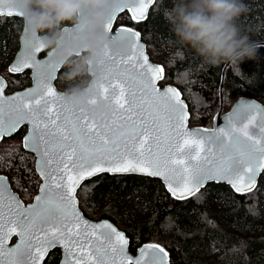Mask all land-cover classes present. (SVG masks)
Returning <instances> with one entry per match:
<instances>
[{
    "label": "snow or ice",
    "instance_id": "6c2138e0",
    "mask_svg": "<svg viewBox=\"0 0 264 264\" xmlns=\"http://www.w3.org/2000/svg\"><path fill=\"white\" fill-rule=\"evenodd\" d=\"M123 2L128 4L130 0ZM151 2L131 0L139 5L132 18L140 19L146 11L145 5ZM6 3L11 4V0H0V5ZM0 14L12 16L14 13ZM114 15L113 12L104 22L106 32ZM83 27L78 25L66 33L58 46L78 42ZM35 41L38 37L32 33L21 64L9 71L35 69L37 87L27 97H21L18 104L13 98L6 111L0 85V139L13 133L24 121L31 124L28 146L43 162L41 174L46 184L40 190L45 195L36 197L38 204L35 206L22 209L17 203L15 208L9 206L6 212L0 178V264H38L43 254L57 244L64 247L62 264H164L167 253L156 245L142 248L138 258L127 257L124 252L127 241L109 224L95 226L110 229L100 233L102 241L99 243L86 231H74L69 227L74 219L78 222L77 228L80 223L85 229L89 226L74 207V193L83 180L104 172L162 176L172 195L184 199L193 195L205 180L224 179L236 192L251 191L255 177L264 171V143L246 130V139L231 129H220L219 134L208 136L204 143L215 146L219 162L204 157L203 163L185 165V160H201V142L185 139L182 145L176 143L177 138L190 135L180 131L184 108L178 93L169 96L173 92L171 88L159 93L154 81L160 78L163 69L151 67L146 58L143 63L139 58L133 62L135 52L108 57L97 68L100 75L95 78L94 86L87 90L88 104L74 109L64 107L51 86L58 66L51 60L36 58V53L43 50ZM116 42L119 41L114 37L113 43ZM153 73L157 75H151ZM96 103L108 108L109 120L88 119L89 106ZM260 129L264 137V123L260 124ZM191 144L197 146L196 155H192ZM174 155L184 158L173 159ZM173 165L185 166L178 169ZM8 199L16 200L14 196ZM38 233L43 234L42 239L37 238ZM13 235L20 238L19 243L8 248L6 241ZM113 235L116 236L115 244ZM83 253H87V259Z\"/></svg>",
    "mask_w": 264,
    "mask_h": 264
},
{
    "label": "trees",
    "instance_id": "16d2710c",
    "mask_svg": "<svg viewBox=\"0 0 264 264\" xmlns=\"http://www.w3.org/2000/svg\"><path fill=\"white\" fill-rule=\"evenodd\" d=\"M242 2L246 11L237 24L252 43L263 42L264 0ZM171 7L172 0H156L146 19L134 21L123 13L116 26L126 25L140 32L150 58L164 67L159 85L168 83L181 91L190 111L189 126L197 122L209 128L219 108L224 65H204L194 51L176 42L164 18V10ZM68 25L71 24L64 26ZM20 29L18 18L0 17V73L7 70L17 49ZM255 48V57L240 63V74L228 66L223 102L225 98L234 102L246 96L264 104V46ZM64 71L61 68L55 81L60 90L66 87L62 81ZM10 75L13 77L7 82L10 90L22 89L30 83L27 72ZM25 130L20 128L16 136L21 137ZM30 157L22 149L19 154L0 158V174L9 177L12 174L9 178L12 190L27 196L34 194L39 184ZM77 198L86 217L121 223L130 238L131 252L152 242L168 250L173 264H264V172L253 192L241 195L225 184L210 183L185 201L171 198L155 178L101 174L82 183ZM59 259L60 251L54 249L44 264H57Z\"/></svg>",
    "mask_w": 264,
    "mask_h": 264
},
{
    "label": "clouds",
    "instance_id": "9594fccd",
    "mask_svg": "<svg viewBox=\"0 0 264 264\" xmlns=\"http://www.w3.org/2000/svg\"><path fill=\"white\" fill-rule=\"evenodd\" d=\"M117 6V0H11L12 11L23 26L38 37L39 47L51 61L65 69L59 101L68 109L88 104L93 87L108 57L123 54L126 42L113 43L104 22ZM246 11L242 0H172L164 18L181 46L190 48L208 66L228 65L240 74L239 65L253 59L256 48L237 24ZM83 25L80 40L58 46L65 39L63 26ZM91 121L110 119L102 103L89 106Z\"/></svg>",
    "mask_w": 264,
    "mask_h": 264
},
{
    "label": "water",
    "instance_id": "95a60500",
    "mask_svg": "<svg viewBox=\"0 0 264 264\" xmlns=\"http://www.w3.org/2000/svg\"><path fill=\"white\" fill-rule=\"evenodd\" d=\"M155 2H156V0H152L151 3L145 5L146 11L144 12V15L140 19H133L132 18L133 12L137 11L139 9V5H135V4L131 3V0L128 4H124L123 0H117V6L111 12V14L114 12L115 15L113 16L112 23L110 25L108 33L111 36L112 42H113V39L115 37L116 40L119 41L116 43H120V42H126L127 43L128 47H127L125 52H129V55H132V52H135V56L132 57L133 62H135V60L137 58H139L141 63H143L144 59L146 58L147 64L150 65L151 67H154V68L158 67V68L163 69L162 73L159 74L160 78H157L154 81V86L158 90L159 93L163 94L164 91L166 89H169V88H171L173 90V92L168 94L169 96H174L176 93H178V99L180 100V102L184 108V119L182 121L183 126L181 127L180 131L181 132H187L190 135L177 138L176 143H179L182 145L184 143L185 139L199 141V142H201V146L203 149L202 151H199V155L201 157L200 161L185 160V165H187L189 163H191V164H196L198 162L203 163L204 157H208L211 160L219 162V154H218L215 146L204 143V141L207 140L209 135L219 134L220 129H224L225 131H228L229 129H231L232 131H235L238 135H240L242 139H246V137L244 136V131L246 130L249 133V135L253 136L254 139H261V142L264 143V137H261V129H260V124L264 123V104L263 103L259 102L258 100H255L251 97L243 96V97H240L237 100H235L227 112L222 113V110H223L222 92H223L225 73H226V70L228 68V65H224L222 68L220 85H219L220 105H219L218 111L213 116L212 127L206 128V127H202V126H192V127L189 126L190 111H189V107H188L187 102L184 100L181 91L176 86L171 85V84H165L163 86L159 85V82H161L164 78V73H165L164 67L161 64L155 62L154 60H152L150 58V56L147 52L146 44L142 40L140 32L131 28V27H128L126 25L116 26L117 18L123 13H127L131 17V19L134 21H142V20L146 19L148 14H149L150 8L154 5ZM10 5L11 4H8V3H6L4 5H0V12H2V13H7L8 11L13 12ZM3 16L15 17L21 21V30H20L19 37H18V48H17L15 54L13 55V58L9 62V65H8V71H9L10 68L21 64V61L24 59V57L26 55V49H27L28 42L32 37V32L23 26V22H22L21 18L19 16H17L15 13L12 16H8L6 14H0V17H3ZM77 26L78 25H76V24L64 26L63 27L64 34L66 35V33L72 32ZM35 42L37 43L38 41H35ZM253 45H254V47L264 46V41L253 43ZM36 58L39 60H42V61L51 60L50 55L48 53H46L45 51H42L40 53H36ZM60 70H61V68L58 66V72L56 74V77L51 81V86L55 90L57 95L59 94L60 90L57 89V87L55 85V81L58 77ZM9 72H10V74H13V75H18V74H22L24 72H28L30 83L28 86L24 87L23 89H18V90H15L13 92L6 93V89L8 87V84H7L6 79H4L0 75V85L3 86L2 98L4 101V107H5L6 111L9 108V106L13 103V98H15V103L18 104L20 102L21 97H27L32 92V90L37 87L35 69H25L22 72H11V71H9ZM99 75H100V73H99ZM151 75L156 76L157 74L153 73ZM49 106L55 108V105L50 104ZM162 115L163 114L161 113V116ZM23 127H25L26 130H25V133L22 137V147L27 153L34 156V158H35L34 169H35V172L38 175L41 182L39 184L38 191H37L36 195L33 197L32 201L25 204L21 200V198L19 197L18 193L14 192L12 190L8 178L5 175L0 174V178H2V187L4 190V197H5L4 205H5V211L6 212H7V209L9 206L15 208L17 203L19 204L20 208H22V209H27L31 206H35L38 204V202L36 201V197L37 196L43 197L45 195V193H42L40 190L41 187L46 184V181L41 174V169L43 168V162L41 160L40 155L36 151H34L31 147L28 146V141L31 139V124L28 123L27 121L22 122L13 133H11L10 135L6 134L2 139H0V142L4 138H9V137L16 135L18 130L20 128H23ZM224 139L227 140L228 137L225 136ZM190 148L192 150V155H196V152L198 150L196 144H191ZM209 148L212 149L211 152L209 151ZM173 152H175V147H173ZM177 158L183 159L184 157L177 156V155L173 156V159H177ZM185 165H173V167H176L178 169H182ZM263 172L264 171L259 172V174L255 177L254 186L251 187V191L236 192L235 189L233 188L232 184L229 183L227 180H224V179L205 180L204 183L196 190V192L193 195L187 196L184 199H177L175 196L172 195V192L169 191L168 182H166L162 176H147L143 173H115V174H112V173H107V172L97 174L96 176L101 175V174L139 175V176L155 178L161 182V184L164 186L166 192L171 196V198H173L174 200H178V201H185V200L192 198L196 193H198L201 189L205 188L210 183L225 184V185L229 186L233 192H235L237 194H241V195L246 194L248 192H253L257 189L260 176L263 174ZM96 176H93V177H96ZM93 177H91V178H93ZM91 178L83 180L81 182V184L76 188L75 193H74V207H75L76 211L78 212L79 216L82 218V221H86L89 226L85 229V225L83 223H80L79 228H77L76 225L78 222L74 219L69 224V227H71L74 231H82V232L86 231V233L90 236V238L93 241H96L97 243H99L102 241V237H100V233L102 231H110V229L105 230V229H101V228L95 227V226H99L101 224H109L111 226V228H114L116 230L117 233L123 235L124 239L127 241L125 248H124V252H125V255L127 257L132 258V259L138 258L139 254H140V250L142 248H146L147 246H151V245H156L159 248H163L164 251L167 253V256L164 258V264H172L170 262V256H169L168 250L166 248H164L162 245H160L158 243L146 242V243L140 245L139 247H137L135 250V254L133 255L129 252V243H130L129 238L114 223H112L110 220L105 219V218L98 220V221H94V220L89 219L88 217H86L83 214L82 210L79 207V202H78V198H77V191H78L79 187L82 185V183L90 180ZM52 189H53V193H54V190H55L54 185H52ZM11 196H14L16 198V200L15 201L9 200L8 197H11ZM93 232H95L96 235H91ZM37 238L42 239L43 234L38 233ZM19 240H20V238L17 235H13L9 240L6 241V247H8V248L14 247L15 245H17L19 243ZM112 242H113V244H115V242H116V236L115 235H113V237H112ZM54 249H58L60 251V259H59L57 264H62V261L65 258L64 257V247L62 244H57V245L49 248L43 254L42 259L38 260V264H44V261L47 258L48 254ZM33 251L35 253V249ZM77 254H79V249H77ZM83 254L85 255V258L87 259L88 258L87 253H83ZM119 259L120 258H118V260Z\"/></svg>",
    "mask_w": 264,
    "mask_h": 264
},
{
    "label": "rangeland",
    "instance_id": "374dc122",
    "mask_svg": "<svg viewBox=\"0 0 264 264\" xmlns=\"http://www.w3.org/2000/svg\"><path fill=\"white\" fill-rule=\"evenodd\" d=\"M21 30V29H20ZM17 48H18V46H17ZM17 50V49H16ZM16 52V51H15ZM15 54V53H14ZM13 58V57H12ZM11 61V60H10ZM157 62V61H156ZM8 65H9V62H8ZM8 65H7V70L5 69L2 73H0V75L4 78V79H6V81L9 83V81L11 80V78H13L11 75H10V72L8 71ZM28 73V72H27ZM29 76V75H28ZM7 83V84H8ZM168 84V83H167ZM28 86V85H27ZM23 89V88H22ZM58 89V88H57ZM15 90H18V89H15ZM15 90H10V89H8V87H7V89H6V93H10V92H13V91H15ZM60 90V89H59ZM60 91H62V90H60ZM223 96V95H222ZM219 100H220V98H219ZM232 103H233V101H229L227 98H225V102H223V106H224V108H223V111H222V113H224V112H227L229 109H230V106L232 105ZM219 105H220V102H219ZM215 115V114H214ZM213 118V117H212ZM192 126H199V124L197 123V122H193V123H190V127H192ZM201 126V125H200ZM209 127H212V122H210V125H208ZM202 127H205V126H202ZM13 137V138H12ZM12 137H9V138H7V141L6 142H3L1 145H0V158L1 159H3V158H8V157H10V155L13 153V154H19L20 153V151H22V149H23V147H22V136L21 137H19L18 135L17 136H12ZM17 140H19V141H17ZM24 150V149H23ZM25 151V150H24ZM26 152V151H25ZM27 153V152H26ZM29 154V153H28ZM31 155V154H30ZM30 160L32 161V164H33V168H34V160H35V158H34V156L33 155H31V157H30ZM10 175V177L6 174L5 176L8 178V180H9V178H11L12 177V174H9ZM14 180H15V182H17L18 181V178L16 177V178H14ZM10 183V182H9ZM39 184H40V180H39ZM39 184H38V187H39ZM38 187H37V190H36V192L33 194V193H30L28 196L27 195H23V194H20V193H18V192H16V193H18L19 194V196L21 197V195H22V197H21V199L25 202V203H27V202H31L32 201V199H33V197L36 195V193H37V191H38ZM30 197V198H29ZM120 224V225H119ZM117 226H118V228H121V229H123L122 227V225H121V223H119Z\"/></svg>",
    "mask_w": 264,
    "mask_h": 264
},
{
    "label": "flooded vegetation",
    "instance_id": "af4514ba",
    "mask_svg": "<svg viewBox=\"0 0 264 264\" xmlns=\"http://www.w3.org/2000/svg\"><path fill=\"white\" fill-rule=\"evenodd\" d=\"M208 128V127H207ZM24 135V134H23ZM23 135H22V137H23ZM16 135H14V137H15ZM7 141V138H4L1 142H0V145L3 143V142H6ZM40 180V179H39ZM41 182V181H40ZM27 203H29V202H27ZM27 203H25V204H27ZM90 219V218H89ZM101 219H104V218H100V219H98V220H101ZM106 219V218H105ZM92 220V219H91ZM98 220H94V221H98ZM109 220V219H108ZM112 222V221H111ZM113 223V222H112ZM117 226V225H116ZM118 227V226H117ZM120 230H122L125 234H126V232L123 230V229H121V228H119ZM126 236H127V234H126ZM128 237V236H127ZM129 238V237H128ZM129 240H130V238H129ZM149 243H152V242H149ZM136 250V249H135ZM135 250H134V252H131L130 251V243H129V252L131 253V254H135ZM171 259V258H170ZM171 262V261H170ZM173 264V263H172Z\"/></svg>",
    "mask_w": 264,
    "mask_h": 264
},
{
    "label": "bare ground",
    "instance_id": "6f19581e",
    "mask_svg": "<svg viewBox=\"0 0 264 264\" xmlns=\"http://www.w3.org/2000/svg\"><path fill=\"white\" fill-rule=\"evenodd\" d=\"M123 16V15H122ZM127 20V19H126ZM121 21V20H120ZM118 22V21H117ZM126 22V21H125ZM59 75V74H58ZM58 88V87H57ZM13 138V137H12ZM17 141H19V140H17ZM203 190V189H202ZM207 190V189H206ZM198 194H199V192H198ZM201 194V193H200ZM201 196H203V195H201ZM194 197V196H193ZM196 197V196H195ZM198 197H200V196H198ZM82 207H84L83 205H82ZM104 209V208H103ZM105 210V209H104ZM93 216V215H92ZM116 225V224H115Z\"/></svg>",
    "mask_w": 264,
    "mask_h": 264
}]
</instances>
